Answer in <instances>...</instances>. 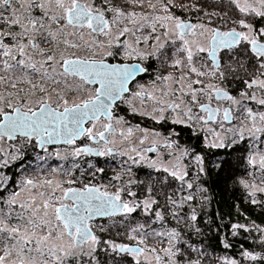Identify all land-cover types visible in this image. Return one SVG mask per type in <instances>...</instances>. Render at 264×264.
Returning a JSON list of instances; mask_svg holds the SVG:
<instances>
[{
    "label": "snow or ice",
    "instance_id": "snow-or-ice-1",
    "mask_svg": "<svg viewBox=\"0 0 264 264\" xmlns=\"http://www.w3.org/2000/svg\"><path fill=\"white\" fill-rule=\"evenodd\" d=\"M241 164L264 211V0H0V264H264Z\"/></svg>",
    "mask_w": 264,
    "mask_h": 264
},
{
    "label": "trees",
    "instance_id": "trees-1",
    "mask_svg": "<svg viewBox=\"0 0 264 264\" xmlns=\"http://www.w3.org/2000/svg\"><path fill=\"white\" fill-rule=\"evenodd\" d=\"M246 175V169L241 164L240 167L234 170L231 179L227 181V184L217 185L215 183L211 184L212 195L214 197V203L212 205V211L215 213L219 211L220 213L230 216L233 221H240L242 223H247L249 221L245 220V217L240 213H244L250 220L256 221V223L264 224V211L259 208L253 207L246 203L244 193L236 181ZM215 177H213V180ZM237 205L239 206L237 208ZM209 242L213 244L214 247L218 249L217 254H222V248L216 243L214 236H209ZM236 247L231 250V254L237 255L239 250V244L243 243L246 247H251V244L242 239H237L234 241Z\"/></svg>",
    "mask_w": 264,
    "mask_h": 264
},
{
    "label": "flooded vegetation",
    "instance_id": "flooded-vegetation-1",
    "mask_svg": "<svg viewBox=\"0 0 264 264\" xmlns=\"http://www.w3.org/2000/svg\"><path fill=\"white\" fill-rule=\"evenodd\" d=\"M126 118L133 124L135 123H140L142 126H151V122L147 121V120H144L142 119L141 117H138V116H132L130 115L126 109L123 110V113ZM156 127H159V126H156ZM183 139L186 141V142H191V143H196L195 139L194 138H191L189 136H185L183 137ZM141 175L143 176V173H141ZM238 254V252H237Z\"/></svg>",
    "mask_w": 264,
    "mask_h": 264
}]
</instances>
